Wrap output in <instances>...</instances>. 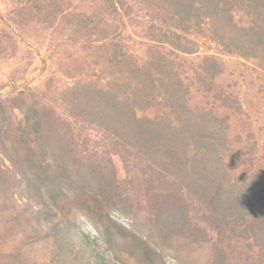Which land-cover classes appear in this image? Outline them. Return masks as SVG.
Returning <instances> with one entry per match:
<instances>
[{
	"label": "rangeland",
	"instance_id": "rangeland-1",
	"mask_svg": "<svg viewBox=\"0 0 264 264\" xmlns=\"http://www.w3.org/2000/svg\"><path fill=\"white\" fill-rule=\"evenodd\" d=\"M27 1H33L35 4L42 2V0H0V48L3 44L7 46L5 57L0 56V100L3 104V107H0V264H259L252 256L263 258L260 264H264V240L256 239L252 232L250 235L242 233V237L235 241L222 228L218 230L216 227L217 225L224 227L229 232V229L235 226L242 231L238 226L242 219L234 221L239 215L233 212H238V209L231 211L225 207L227 212L218 211L219 217L227 215L226 219L228 218L229 223L224 219H221V223L213 222L209 215L212 212L208 204L203 206L196 196L187 197L189 200L180 203L182 212L177 221L189 226L190 229L199 228L193 235L182 229L176 233L167 231L166 228L162 229L160 221L151 219V211L136 207V205L142 207L141 204L145 201L142 203L136 201L137 195L134 194L133 201L124 205H117L119 194L114 190L109 196L104 197L102 203L93 198L92 194L91 196L87 194L90 196L87 201L91 216L89 219L81 213V203L72 205L67 201L62 202L65 199L63 197L61 201L65 212L63 213L61 208L48 200L47 194L36 193L29 174V171L33 170L30 169L28 140L19 143L14 138L18 130L25 129L27 125L22 123L21 110L7 105L8 97L30 87L43 88L47 104L54 107L72 124L84 125L82 129L86 137H82V140H85V144L83 148L78 149H81L83 154L91 151L93 157L90 161L87 160V164L102 162L101 168H104V172L99 171L100 173L90 171V174L98 179L90 182L91 178L88 177L86 184L93 183L90 188L87 187L89 193L99 181L102 182L101 174L105 173V177L111 178L112 173L108 166L115 169L114 179L122 186L129 181L132 184L143 181L141 185L144 186L137 188L136 192L138 194L140 190L141 195L145 190L141 195L142 199L143 195L150 196L148 191L154 192V190L150 187L152 184L149 185L145 178L147 170L139 166L145 164L144 159L130 154L128 162L130 172H127L124 161L118 153L119 147L115 149L114 143L107 136L108 130L97 127L94 122H81L75 115L70 114V106L67 102L73 101L71 98L74 96L71 92L82 96L83 89L106 87L109 84L110 66L105 52L96 50L95 47L101 45L105 47L104 41H97L96 34H90L93 39L91 43L88 42L85 38L87 36L81 35L82 33L78 31L84 32L79 28L80 22L76 16H71L67 23L62 22L59 15L56 23L50 27L36 20L26 22V16L19 11L18 16L12 14L9 9L10 4L20 5L22 8L23 3ZM53 1L62 4L63 0ZM71 3L72 5L65 12L88 15L95 10L97 0H71ZM62 5L66 6V4ZM147 6L145 0H135L132 8L136 18L133 21L128 16L118 17L114 12L106 14L112 18L110 21L112 25L118 28L115 33L118 34L116 38L127 44L128 52L132 57L143 56L137 59L138 62L147 60L148 53H152L153 50H161L166 58L170 57L171 49L177 52L172 55L173 68L184 79L183 86L186 91L181 97L180 107L176 110H179L188 122L192 120L194 123V118L199 117L198 114L201 112L210 118V125L204 133L198 126L195 127L197 131L192 129V138L195 140L198 138L203 146L208 143L214 144L216 131L221 132V127L226 129L224 137L230 140L233 151L243 156L249 155L255 160L252 165L250 164L252 170L250 169L248 174L251 175L258 163L264 165V70L259 67L255 59L226 54L220 44L197 30L192 29L190 33L183 34V37L189 40L188 46L195 47L191 53L180 52L167 44L143 38L142 34L151 33L150 25L159 23L160 20L159 12ZM26 8L27 6L22 10ZM107 26L106 31L111 30ZM210 55L220 63L222 71L214 81L206 78L213 89L211 93H204L199 89V84L202 83H198L197 78L202 74L200 65L204 57ZM204 83L206 84L205 81ZM220 92L223 94V100L217 98L216 103L211 104L210 97L213 93L218 96ZM149 100V104L137 111L138 121L137 116L134 120H131L133 117L128 119L131 123L138 124L141 134L146 129V131H152V127L156 129L164 112L174 113L166 106V100L163 102L162 93L158 89L149 96ZM64 106L67 109H64ZM1 112L4 113L1 115ZM126 115L127 111H124L119 117L127 120ZM1 116H4L7 122H1ZM104 118H106L104 121L109 120L108 116ZM28 125L32 127L34 123L30 122ZM172 129L176 131L180 128H168L173 138H179L181 132H173ZM192 138L186 141H192ZM174 147L178 148L177 144ZM57 150L58 147L54 144L47 148L48 155L41 164L43 167H49L47 170V175L50 176L48 179H51L49 187L54 191H58L56 187L59 190L68 189V184L64 180L63 182L59 180L57 161L53 157ZM181 150L194 154V150L188 149V151L184 148ZM204 155L200 160L211 161L213 158L216 160L214 154L210 152ZM70 156L76 159L73 151L69 153ZM59 164L63 170L61 171L68 176L76 175L79 168V162L70 161L69 158H61ZM65 166L68 169L66 172ZM210 166L205 174L218 177L215 183L217 189L221 184L223 190H228L220 176L238 181L239 178H243L239 171L223 168L220 169L222 173L220 175L215 171L212 162ZM202 174L195 172L192 176L197 182L196 186L205 189L204 183L199 178ZM44 185L41 184L43 189ZM158 185V182H155V186ZM206 190L208 193L206 192L205 196L217 194L212 184L208 185ZM223 197L228 196L224 194ZM252 200L251 206L257 207L256 199ZM50 202L60 212V216L51 220V223L45 216L46 212L52 210L48 207ZM250 218L248 215L247 222ZM50 227L53 228V232L49 231ZM55 229L58 233H55ZM54 234H60L64 239L58 241L54 239ZM79 237L83 238V241H80ZM243 242L251 244L254 252L239 253V248L237 250L232 247H235L236 243L241 245ZM64 253L69 255L68 259L61 257Z\"/></svg>",
	"mask_w": 264,
	"mask_h": 264
},
{
	"label": "trees",
	"instance_id": "trees-1",
	"mask_svg": "<svg viewBox=\"0 0 264 264\" xmlns=\"http://www.w3.org/2000/svg\"><path fill=\"white\" fill-rule=\"evenodd\" d=\"M145 1L150 9L159 12L158 18L160 20L159 23L150 25L151 33L142 34L143 38L152 39L160 44H167L180 52L191 53L195 50V47L190 48L188 46L189 40L187 37L184 38L183 34L190 33L192 29L197 30L220 44L226 54L238 55L245 59H255L259 67L264 70V0ZM134 2L135 0H97L95 10L88 15L85 13H75L76 15H74L72 11L65 12L72 5L71 0L62 1V4H66V6L53 0H42L41 3L37 4L33 1H27L23 5L21 4L22 8H20V5L10 4L9 9L13 15H17L18 11L24 13L27 19L26 22L36 20L41 22L42 25L47 26L48 24L50 27H53L59 15H61L62 22L67 23L72 17L76 16V19L80 22L78 26L84 32L78 31L82 33L81 35L85 34L87 36L85 38L88 42L91 43V39H93L89 36L90 34H96L97 41H104L105 47L102 45L95 47L96 50L105 52L104 54L110 66L109 76H111V79L109 84L106 87L83 89L82 96H77V93L71 92L74 97L71 98L72 102H67L70 106L69 111L81 122H94L97 127L108 130L107 136L114 143L115 149L119 147L120 151L118 153L124 161L127 172H130V167L128 168L130 154L144 159L145 164L139 166L145 171L147 170L145 178L149 185L152 184L150 187L154 192L148 191L150 196L143 195L142 199L141 195L144 194L145 190L141 192V195L140 190L138 194L136 192L137 188L144 186L141 185L143 181H139V184H132L129 181V183L122 186L120 182L114 179L116 178L115 169L108 166L112 173L111 178L105 177V173L104 175L101 174L102 182L99 181L92 188L93 191L89 193L87 187L90 188L93 185L90 182L98 179L93 177L90 171L104 172V168H101L102 162L87 164V160L90 161L93 157L91 151L83 154L82 150L78 149L83 148L85 144V140H82V137H86L82 129L84 125L72 124L54 107L47 104L46 97L43 95V88L39 87L26 88L16 95L8 97L9 103H7L8 106L21 110L23 114L22 123L27 125L25 129L18 130L19 132L17 135L15 134L14 138L19 143L28 140V157L30 169L33 170L29 171L33 182L32 186L35 185L36 193H40V195L47 194L49 196L48 200L61 208L63 213L65 212L62 202L67 201L72 205L81 203V213L89 219H91V216L87 201L91 194L93 198L102 203L104 197L109 196L113 192L112 190L117 191L119 194L117 205H124L129 201H133L132 195L134 194L137 195L136 201H141V203L145 201L141 204L142 207L138 205L136 207L142 210L147 208L148 211H151V219L160 221L162 229L165 230L166 228L167 231H173L174 233L182 229L183 231H189L188 234L193 233V235L197 233L199 228L190 229L189 226L181 224L177 219L179 220V215L182 212L180 203L189 200L187 197L196 196L203 206L208 204V208H211L212 213L209 215L213 222L221 223V219H224L229 223L228 218L226 219L227 215L219 217L218 211L227 212L224 209L225 207H228L231 211L238 209V212H233L239 215L234 218V221L236 222L239 218L242 219L241 224H238V226L243 232L235 226H232V229H229L228 232L226 228L217 225L218 230L222 228L235 241L238 240L237 238L242 237V233L250 235L252 232L256 239L264 240V165L258 163L253 168L251 175L248 174L249 170H252L251 165L255 160H252L249 155L243 156L233 151L230 140L224 137L227 130L222 127L221 132L215 130L214 144L208 143L203 146L198 138L196 140L192 138V129L197 131L195 127L198 126L199 130L204 133L210 125V118L201 112L198 114L199 117L194 118V123L192 120L188 122L187 118L179 110H176L180 107L181 97L186 91H184L183 86L184 79L173 68L172 55L174 56L177 52L175 53L171 49L170 57L166 58L161 50L152 51L150 49L152 53H148V59L144 60V63L138 62L137 59L143 58V56L135 55V57H132L128 52L127 44L116 38L118 34L115 33L118 28L110 22L112 18L106 16L107 13L114 12V15H118V17L128 16L131 21L135 20V12L132 8ZM25 6H27L26 10H22ZM27 11L28 15H26ZM167 19L169 21H165ZM106 26L110 27L111 30L106 31ZM179 31L181 32L179 33ZM6 47V44H3L0 48V56L5 57L7 54ZM200 66L202 74L197 79L198 83L203 85L199 84V89H202L204 93H211L213 88L206 78L214 81L221 73L222 67L212 55L204 57ZM156 89L162 93L163 102L166 100V106L168 109H172L174 113L164 112L156 129L152 127V131H146V129L141 134L138 124L131 123L128 119L133 117L131 120H134L137 111L150 103L149 96L154 92L156 93ZM217 98L223 100L222 92L218 96L213 93V96L210 97V103L214 105ZM0 107H3L1 100ZM63 108L67 109L66 106ZM124 111H127V120L119 117ZM3 113L1 112V115ZM104 116H108L110 121H104L106 119ZM154 118L157 120L156 117ZM1 122H7V119L1 116ZM30 122L34 123L32 127L28 125ZM184 122L185 124H183ZM173 127L180 128L176 131L172 129L173 132H181L177 139L173 138L170 134L171 131L168 130V128ZM190 138H192V141H186ZM52 144L58 147L53 157L57 161L59 180L61 179L62 182L64 180L68 184V189L59 190L57 187L58 191L51 189L49 187V180L51 179H48L50 176L47 175L49 167L41 165L44 157L48 155L47 148L51 147ZM175 144L178 148L174 147ZM182 148L184 150H194V154L187 153V151L181 150ZM72 151L76 154V159L69 157V153H72ZM108 152L111 153L110 150ZM208 152L214 154L216 160L214 158L211 161L200 160ZM61 158H69L70 161L79 162L76 175L68 176L67 173L62 172L63 170L59 164ZM226 160L227 164H225ZM211 162L213 167L216 168L215 171L220 175L222 174L220 169L225 168L230 171H239L243 178H239L238 181L228 180V178L220 176L228 190H223L221 184L217 189L215 183H217L218 177L205 174L211 168ZM66 171L68 169L65 166ZM195 172L203 173L199 178L204 183L205 189L196 186L197 182L192 176ZM88 177L91 180L89 184H86V182L88 183ZM155 182H158L159 185L155 186ZM41 184H45L44 189ZM210 184L216 189L217 194L208 197L205 196V193L207 192L206 187ZM224 194L228 197L224 198ZM58 195L60 196L58 197ZM76 196L77 198H75ZM63 197L65 199L62 201ZM253 198L258 202L257 207L251 206ZM51 202L48 207L52 210L45 213L49 223L60 216V212L56 210L58 208ZM187 204H189L188 201ZM248 215L251 218L247 222ZM235 228L238 231L234 230ZM257 230L258 232H256ZM49 231L53 232V228L50 227ZM55 233H58L57 229H55ZM54 239L62 241L64 237L58 234L54 236ZM82 239L79 237L80 241ZM232 247L237 248V250L239 248V253L243 251L247 253L254 252L252 245L248 242H243L241 245L236 243L235 247ZM61 257L68 259L69 255L64 253L61 254ZM252 257L259 264L263 259Z\"/></svg>",
	"mask_w": 264,
	"mask_h": 264
}]
</instances>
